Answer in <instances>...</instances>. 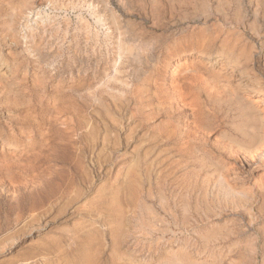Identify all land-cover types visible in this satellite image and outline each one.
I'll list each match as a JSON object with an SVG mask.
<instances>
[{
    "label": "rangeland",
    "instance_id": "1",
    "mask_svg": "<svg viewBox=\"0 0 264 264\" xmlns=\"http://www.w3.org/2000/svg\"><path fill=\"white\" fill-rule=\"evenodd\" d=\"M263 126L264 0H0V264H264Z\"/></svg>",
    "mask_w": 264,
    "mask_h": 264
},
{
    "label": "bare ground",
    "instance_id": "2",
    "mask_svg": "<svg viewBox=\"0 0 264 264\" xmlns=\"http://www.w3.org/2000/svg\"><path fill=\"white\" fill-rule=\"evenodd\" d=\"M166 57V56H165ZM164 58V57H163ZM138 97V96H137ZM263 102V100H261ZM249 102V101H248ZM259 103V102H258ZM243 104V103H242ZM246 104V103H245ZM244 104V105H245ZM245 108V107H244ZM251 112L252 114L256 115V117H259L257 119L260 120V118H262V110L259 109L258 105L255 103H253L251 105ZM246 113V112H245ZM249 113V111H248ZM253 115V116H254ZM251 117V115H250ZM258 122V121H257ZM257 122H254L255 124ZM253 123V122H252ZM257 124L260 125V123L258 122ZM264 127V126H263ZM255 131V130H254ZM260 138V137H259ZM258 141V140H257ZM33 144V143H31ZM22 145H25V144H22ZM34 145V144H33ZM30 146V145H29ZM31 147V146H30ZM32 148V147H31ZM33 148H35V146H33ZM38 148V152H43L45 149H44V146L42 145H39L37 146ZM34 151V149H32ZM56 150L55 148H52V151ZM32 151V152H33ZM31 167H23V170L25 172H28L30 170ZM24 172V173H25ZM32 172V171H31ZM65 170L64 169H58V170H55V171H50L48 172V175L46 176H41L40 174H34L33 176L30 177L29 180L33 181V183L35 185H38V186H42L46 189V195H44V199H36L33 201V204L31 205V209L35 208L37 206V204H42V202H44L45 200H49V199H52L53 197L57 196H61L64 194V190H65V186L68 184L67 181H64L65 179ZM44 191V190H43ZM34 197V196H32ZM40 198V197H39ZM43 198V197H42Z\"/></svg>",
    "mask_w": 264,
    "mask_h": 264
}]
</instances>
